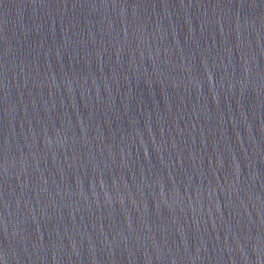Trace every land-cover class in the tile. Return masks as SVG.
Instances as JSON below:
<instances>
[{
  "label": "water",
  "instance_id": "95a60500",
  "mask_svg": "<svg viewBox=\"0 0 264 264\" xmlns=\"http://www.w3.org/2000/svg\"><path fill=\"white\" fill-rule=\"evenodd\" d=\"M0 264H264V0H0Z\"/></svg>",
  "mask_w": 264,
  "mask_h": 264
}]
</instances>
